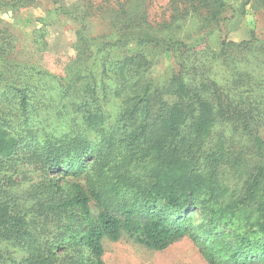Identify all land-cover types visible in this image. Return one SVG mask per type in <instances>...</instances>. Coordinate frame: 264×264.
Here are the masks:
<instances>
[{
  "label": "trees",
  "instance_id": "trees-1",
  "mask_svg": "<svg viewBox=\"0 0 264 264\" xmlns=\"http://www.w3.org/2000/svg\"><path fill=\"white\" fill-rule=\"evenodd\" d=\"M228 1L171 0L156 22L152 0H80L62 74L11 59L0 28V264H107L104 240L125 237L264 264V38L179 35L189 18L221 28ZM102 19L112 34L91 33Z\"/></svg>",
  "mask_w": 264,
  "mask_h": 264
},
{
  "label": "rangeland",
  "instance_id": "rangeland-1",
  "mask_svg": "<svg viewBox=\"0 0 264 264\" xmlns=\"http://www.w3.org/2000/svg\"><path fill=\"white\" fill-rule=\"evenodd\" d=\"M170 1L152 0L148 10L150 20L159 22L165 14L168 17ZM79 2L80 0H36L18 11L0 10V28L9 27L11 32L18 35L15 54L11 59L62 74L65 57L76 56L74 45L79 27L73 16L64 12L73 10ZM228 5L233 10L225 16L231 20L228 19L221 28L212 32L210 30L209 33L200 31L198 21L189 18L187 22L182 23L181 29L178 28L180 37H189L190 43H195L206 35L209 44L215 48L222 38L240 41L251 37L252 34L264 38V9L259 6V0H229ZM60 9L63 12H59ZM241 10H244V13L239 12ZM41 30L43 32L39 33ZM90 31L92 34H112L108 29V19L97 20L91 25ZM41 35L44 36L42 40L39 38ZM175 70L177 67L173 55L164 56L152 67L151 74L158 80L170 76ZM104 246L107 264H208L196 245L188 238L176 242L164 251L148 249L127 237L117 242L106 238Z\"/></svg>",
  "mask_w": 264,
  "mask_h": 264
},
{
  "label": "crops",
  "instance_id": "crops-1",
  "mask_svg": "<svg viewBox=\"0 0 264 264\" xmlns=\"http://www.w3.org/2000/svg\"><path fill=\"white\" fill-rule=\"evenodd\" d=\"M107 263V262H106Z\"/></svg>",
  "mask_w": 264,
  "mask_h": 264
}]
</instances>
